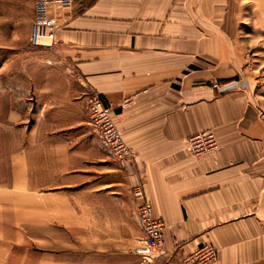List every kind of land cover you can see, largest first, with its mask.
Here are the masks:
<instances>
[{
  "label": "crops",
  "instance_id": "obj_1",
  "mask_svg": "<svg viewBox=\"0 0 264 264\" xmlns=\"http://www.w3.org/2000/svg\"><path fill=\"white\" fill-rule=\"evenodd\" d=\"M79 1L54 41L71 77L49 71L23 103L13 92L3 97L9 114L0 128L27 121L0 149L11 176L0 204L12 222L24 207L26 224L41 228L37 240L57 226L64 239L93 243L59 264H118L119 255L133 264L111 242L143 233L129 191L139 181L165 224L161 264H181L205 244L217 251L214 264H264V122L246 91L217 88L236 69L225 31L210 19L215 0ZM89 90L133 152L121 168L91 126ZM204 129L219 149L195 160L184 139ZM1 253L0 264H17L13 250Z\"/></svg>",
  "mask_w": 264,
  "mask_h": 264
},
{
  "label": "rangeland",
  "instance_id": "obj_2",
  "mask_svg": "<svg viewBox=\"0 0 264 264\" xmlns=\"http://www.w3.org/2000/svg\"><path fill=\"white\" fill-rule=\"evenodd\" d=\"M42 1L50 0H0V126L8 123L4 121L9 114L8 100L3 98L5 93L17 94L18 102L23 103L33 96L35 89L43 85V75L49 71L62 73L67 79L73 74L67 60L54 49V42L42 41L38 47L29 45L36 9ZM82 2L83 0L79 1ZM215 2V13H219L210 19L212 23L222 26V30L225 31L236 69L234 80L231 79L233 82L221 83L217 88L220 92L229 89L246 91L259 119L264 122V0H215ZM75 3L76 0H73L69 9L52 12L60 26L73 14ZM26 124L27 121L18 123L17 127L20 129L0 128V149L8 144L11 131H23L22 128ZM114 159L120 168L125 164L115 156ZM115 179H120L121 185H125L127 177L122 171H118ZM10 183L8 162L2 161L0 184L5 188L9 187ZM139 183L134 181L130 187L133 199L134 187ZM3 196H6L4 192ZM0 208L1 217L4 219L0 224V250L1 254L14 251L13 263L59 264L64 262V257L67 261H72L75 259L74 255L93 250L91 246L93 243L90 244L89 241L68 240L64 239L63 235L60 237L57 226H51L48 239L37 240L36 236L40 235L41 228L26 224L24 207L17 211V223L12 222L15 214L10 212L9 205L1 202ZM143 238L141 232L129 241H115L111 244L114 245L115 251L131 254L134 257L133 264H161L160 260L157 262V258L144 262L134 253V247L140 244ZM96 245L98 248L103 246L101 242H96ZM124 259L126 257L119 255L116 260H119L118 264H122ZM127 261L131 264V261L128 259Z\"/></svg>",
  "mask_w": 264,
  "mask_h": 264
},
{
  "label": "built area",
  "instance_id": "obj_3",
  "mask_svg": "<svg viewBox=\"0 0 264 264\" xmlns=\"http://www.w3.org/2000/svg\"><path fill=\"white\" fill-rule=\"evenodd\" d=\"M73 0L42 1L36 9V16L32 23L29 45L38 47L42 41L54 42L60 26L56 22L52 12L69 9ZM130 103V99H124L121 106ZM85 105L90 123L100 143L110 149L112 154L124 163H130L133 159L131 148L123 140L111 110L103 103L100 94L96 90H89L85 97ZM184 149L195 160H200L211 155L219 149L216 136L213 131L204 129L184 139ZM134 199L137 200V217L143 231V240L134 247V253L144 262L158 259L163 255L161 250L164 221L154 216L152 204L146 200L143 186L137 184L133 190ZM217 261L216 249L205 244L191 254L185 256L181 264H214Z\"/></svg>",
  "mask_w": 264,
  "mask_h": 264
}]
</instances>
